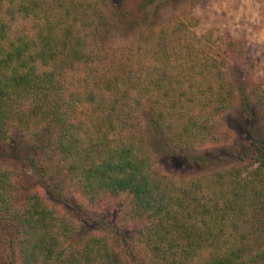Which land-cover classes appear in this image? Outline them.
Segmentation results:
<instances>
[{
  "label": "trees",
  "instance_id": "obj_1",
  "mask_svg": "<svg viewBox=\"0 0 264 264\" xmlns=\"http://www.w3.org/2000/svg\"><path fill=\"white\" fill-rule=\"evenodd\" d=\"M90 8L80 0H0V144L13 128L40 135L91 203H119L117 215L143 222L135 239L151 251L152 264H264L260 240L233 235L250 218L264 228V137L248 136L245 154L255 164L248 174L216 172L213 186L201 193L202 180L157 171L143 137L114 133L118 109L129 107L124 100L133 90L134 102L145 98L152 135L191 149L226 138L216 116L230 108L232 94L214 53L200 47L192 18L174 17L143 35L134 85L118 88L123 76H134L125 68L112 75L105 89L117 86L116 96L106 103L92 85L69 86L78 66L84 82L97 74L82 34ZM225 42L237 47L244 40L228 36ZM259 99L264 102L262 91ZM243 117H251L246 107ZM39 150L35 144L33 151ZM28 160L36 168L35 159ZM226 175L231 179L216 189ZM13 178L0 164V220L15 229L7 264H124L107 237L85 232L33 188L17 195Z\"/></svg>",
  "mask_w": 264,
  "mask_h": 264
},
{
  "label": "rangeland",
  "instance_id": "obj_2",
  "mask_svg": "<svg viewBox=\"0 0 264 264\" xmlns=\"http://www.w3.org/2000/svg\"><path fill=\"white\" fill-rule=\"evenodd\" d=\"M80 1L91 6L88 9L91 23L84 25L82 34L86 37L87 50L93 54L92 65L97 74L90 76L89 83L84 82V69L78 66L70 76L69 86L82 90L85 83L92 85L97 98L100 100L103 96L106 103L116 96L117 86H112L110 91L105 89L112 75L122 73L124 68L134 74L131 80L127 75L120 79L118 88L123 90L141 70L143 64L135 53L143 35L151 29H160L174 17L185 22L193 19L188 23H195L192 28L201 38L200 47L214 53L232 94L230 108L216 116L219 127L226 130V138L191 149L176 145L163 135H152L145 98L142 97L140 104L134 102L133 97L138 94L133 90L131 99L124 100L129 107L118 109L120 115L114 133L122 137H143L152 151L157 171L202 180L205 187L201 193L206 191L207 185L213 186L212 175L216 172L229 174L241 169L243 177L248 174L255 166L245 154L246 149H250L248 136L256 132L264 137V102L259 99V92L264 93V0ZM228 36L244 42L237 47L227 46ZM97 76L99 84L95 85ZM195 105L194 109L204 110L203 106ZM244 107L251 117H243ZM43 141L34 131L13 128L7 141L0 144V164L13 172L17 195L23 196L27 188H33L47 206L72 217L85 232L107 237L121 253L124 264H152L151 251L135 239L143 222L125 219L121 212L117 215L119 203L108 207L91 203L67 170L66 161ZM35 144L41 146L37 153L33 151ZM30 156L35 159L36 168L29 166ZM229 175L222 183L214 185L215 188L225 186L231 179ZM233 235L248 243L260 240L264 244V228L252 218ZM14 236L13 226L0 220V264H7Z\"/></svg>",
  "mask_w": 264,
  "mask_h": 264
}]
</instances>
